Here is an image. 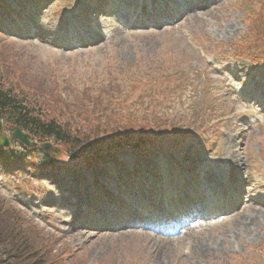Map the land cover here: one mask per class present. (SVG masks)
Listing matches in <instances>:
<instances>
[{"label":"rangeland","instance_id":"374dc122","mask_svg":"<svg viewBox=\"0 0 264 264\" xmlns=\"http://www.w3.org/2000/svg\"><path fill=\"white\" fill-rule=\"evenodd\" d=\"M226 1L161 33L116 31L102 17L109 32L103 30L106 41L94 49L49 45L56 35L24 45L0 36L5 87L71 138L69 144L40 139L50 145L48 153L25 151L17 142L3 150L23 160L0 165V237L16 230L32 248L19 251L20 264H34V256L43 264H264V207L211 218L191 234L166 239L75 229L68 224L72 209L51 207L53 200L63 203L66 186L76 193L80 172L95 161L146 151L167 157V144L198 155L204 172L240 169L254 190L250 197L264 196V125L249 128V120L264 118L248 107L250 94L232 88L237 82L230 75L236 70L232 59L242 58L236 62L256 71V82L264 79V0ZM11 2L3 4L13 10ZM44 6L41 33L57 30L62 15L80 13L77 0ZM248 62L260 64L259 75ZM12 130L4 124L2 133L9 138ZM144 142L150 144L142 147ZM0 264L19 263L0 250Z\"/></svg>","mask_w":264,"mask_h":264},{"label":"trees","instance_id":"16d2710c","mask_svg":"<svg viewBox=\"0 0 264 264\" xmlns=\"http://www.w3.org/2000/svg\"><path fill=\"white\" fill-rule=\"evenodd\" d=\"M0 119H3L5 123H10L13 126H17L25 131L28 135L39 139L53 138L56 142L69 144L71 138L69 132L63 128L62 125L52 120H43L40 116L34 113V108L29 106V103L25 99L17 97L10 87H5L0 79ZM124 136V135H119ZM76 142V141H75ZM9 160L13 159L10 153L6 154ZM4 158L0 148V160ZM9 237L0 240V250L5 252L7 256L13 259V263H21L23 254L19 251H26L30 248V243L26 238L22 237L16 230L8 232ZM17 241H21L17 244ZM1 243L6 244L7 247H3ZM15 243V244H14ZM23 243V244H22ZM20 244V245H19ZM17 246V249H15ZM8 250L12 252H8ZM31 255H35L31 253ZM37 258L34 264H43L40 257ZM34 259L33 257H31ZM45 264V263H44Z\"/></svg>","mask_w":264,"mask_h":264},{"label":"water","instance_id":"95a60500","mask_svg":"<svg viewBox=\"0 0 264 264\" xmlns=\"http://www.w3.org/2000/svg\"><path fill=\"white\" fill-rule=\"evenodd\" d=\"M11 138L12 139H18L20 142L24 143L25 145L30 146V143L28 141V137L25 134H23L19 129L14 130ZM0 145L1 146H8V141L5 138H2V139H0ZM47 148L48 147L46 145L43 146L44 150H47Z\"/></svg>","mask_w":264,"mask_h":264},{"label":"bare ground","instance_id":"6f19581e","mask_svg":"<svg viewBox=\"0 0 264 264\" xmlns=\"http://www.w3.org/2000/svg\"><path fill=\"white\" fill-rule=\"evenodd\" d=\"M51 35V34H50ZM243 219V221H247L248 220V218L246 217V218H242ZM207 251V250H206Z\"/></svg>","mask_w":264,"mask_h":264}]
</instances>
